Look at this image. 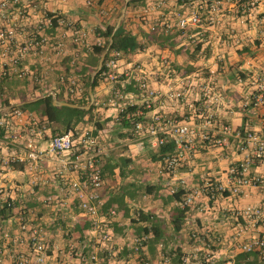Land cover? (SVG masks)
<instances>
[{"label":"crops","instance_id":"crops-1","mask_svg":"<svg viewBox=\"0 0 264 264\" xmlns=\"http://www.w3.org/2000/svg\"><path fill=\"white\" fill-rule=\"evenodd\" d=\"M7 1L6 6H0V24L13 28V40L0 46V118L10 108H20L21 103L48 92L60 101L68 89L88 94L83 60L89 45L99 41L95 29L112 22L118 0ZM197 2L132 0L126 10L125 27L140 46L119 53L117 63L118 69H129L130 75L115 81L100 78L91 88L92 99L88 94V102L82 105L87 108L92 103L91 110L75 125V131L90 129L102 149L98 189L102 202L96 215L80 209L71 190L77 173L70 160L76 151L45 153L28 161L23 158L27 132L18 125V146H0V159L10 154L23 158L0 165V264H16L15 255L31 259L32 231L45 245L46 255L42 262L29 264H182V258L192 264H235L239 243L249 235H264V214L237 238L234 233L246 219L231 215L250 204L260 205L264 213V189L245 186L240 192L227 189L208 196L203 188L204 177L225 181L229 166L243 157L235 138L225 146L210 147L200 142L196 132L193 151L176 169V176L184 179V193L195 191L192 201L180 211L178 201L167 191L169 185H176L175 177L162 169L157 145H152L146 134H132L133 123L119 121L120 110L129 100L141 102L135 80L138 66L150 72L147 86L159 92L169 86L178 88V79L185 82V91L177 100L159 95L150 99L158 113L198 122L192 117L193 107L201 101L194 99L206 78L224 97L210 106L217 118L233 128L247 124L264 130V107L243 108L241 104L244 95L254 89V75L264 70V0L249 7L239 6L237 0H221L214 20L203 18L196 26L177 29V14L191 10ZM45 13L55 17V24L38 31L36 42L20 54L16 66L8 64L7 58L16 54ZM166 22L170 26L164 29ZM164 59H168L167 65ZM17 69L26 71L18 76ZM21 109L43 126L36 144L44 148L41 142L51 135L50 125L35 110ZM150 113L143 110L141 119L148 120ZM15 122L12 119L11 123ZM250 169L261 171L264 164ZM6 198L12 200L9 207L3 206ZM144 227H150L148 236L153 233L159 238L134 251L133 238ZM102 232L107 233L106 239L101 238ZM202 238L214 245L208 248ZM207 251L211 260L206 258ZM90 253H95V262L80 259ZM257 255L248 259L249 264H264Z\"/></svg>","mask_w":264,"mask_h":264},{"label":"built area","instance_id":"built-area-1","mask_svg":"<svg viewBox=\"0 0 264 264\" xmlns=\"http://www.w3.org/2000/svg\"><path fill=\"white\" fill-rule=\"evenodd\" d=\"M11 1L15 2V0ZM237 1L241 3L239 6L249 7L254 6L256 0ZM7 3V0H0V6H6ZM220 5L221 0H199L191 10L177 14L175 26L177 29L183 30L190 25H198L203 18L214 20ZM52 17L49 13L43 14L27 40L18 46L16 54H12L7 58L6 62L8 64L16 66L20 54L27 52L36 42L38 31L51 25ZM164 26V29H167L170 25L166 22ZM12 40L13 28L0 24V46H7ZM118 54V52H114V56L106 60L105 68L101 71L103 79L112 81L123 79L130 75L129 69H118ZM163 62L166 65L169 63L168 59H164ZM136 70L138 71L135 76L136 88L141 97V102L135 104L129 100L125 106H133L135 104L134 114L136 115H142L145 109L151 110V113L148 120L138 119L133 122L132 134H146L150 138V143L155 146L168 141L172 143V151L161 155L162 169L169 176L175 177L176 180V185L171 184L168 186L167 191L169 193L176 192L179 188L182 190L185 188L184 179L176 176V169L189 156L190 152L193 151L196 132L200 142L210 147L225 146L229 143L230 138H235L237 149L244 154L235 164L229 166L225 181L213 180L209 177L203 178V188L208 196L222 193L227 189L231 192H240L241 188L245 186L264 189V169L256 172H251L250 169L251 166L256 164H264V130L251 127L247 124L233 128L226 121L217 118L211 111L210 106L211 104L220 103L224 97L214 87L211 79H203V83L200 85V92L194 99L198 102L201 101L197 106L193 107L195 109L193 110L192 117L198 119V122L189 123L187 118L179 121L175 117L158 113L152 108L150 102L152 97H158V95L168 99L177 100V98H181L185 91L183 79L176 81L179 86L178 88L169 86L165 91L159 92L147 86L151 75L149 71L141 70L138 66H136ZM25 71V69H17L16 74L22 76ZM211 71L209 70L208 72L211 73ZM238 81H242L241 77H238ZM253 82L255 85L253 91L246 93L241 102L243 108L256 109L259 106L264 107V70L254 75ZM114 93L118 94V89H115ZM129 115L130 113H126V116ZM12 119H15L17 123H11ZM17 125L21 127V130H26L27 132V136L23 142L25 147L23 158L28 161H36L45 153L57 154L76 151L73 159L70 160L71 169L77 173L75 179L70 183L71 190L78 197V207L88 214L96 215L97 207L102 202L98 192L102 182L99 166V154L102 149L97 144L96 138L90 129L82 128L74 132L66 130L61 133H54L48 137L45 147L39 148L36 144V138L41 134L43 126L39 127L36 119L21 108L12 107L4 118H0V146H18L20 130H17ZM23 158L16 154H10L8 157L0 159V165L6 166ZM28 167L30 168V165ZM194 193L195 191L183 193L178 201L180 207H185V205L189 204L192 201ZM11 204V198H6L5 205L9 207ZM263 214L262 207L257 204L246 205L240 211L231 212V215L235 218L242 215L246 219L244 224L239 225V228L234 233V237L237 238L240 234L246 232ZM20 227L24 228L25 226L23 223H20ZM147 237L148 233H141L133 238L134 251L144 245ZM101 238L106 239L107 233L102 232ZM30 240L32 252L29 256L31 259L26 255H15L14 261L16 264L38 263L44 260L46 255L45 245L34 231L30 234ZM201 240L203 244L210 248L209 241L203 238ZM238 247L241 251L255 250L259 257L264 260V235H249L239 243ZM209 253V251L205 253L206 258H209L207 255ZM80 259L95 262L96 255L95 253H90L87 257L80 255ZM209 259L206 261L209 262ZM163 260L165 261V258ZM181 261L182 264H192L187 258H182ZM210 263H213V260Z\"/></svg>","mask_w":264,"mask_h":264},{"label":"trees","instance_id":"trees-1","mask_svg":"<svg viewBox=\"0 0 264 264\" xmlns=\"http://www.w3.org/2000/svg\"><path fill=\"white\" fill-rule=\"evenodd\" d=\"M122 2L123 0H121V4ZM131 2L132 0H127L123 19L113 32L112 27L121 6H117L116 11L113 14L112 22L105 24L102 28L97 27L95 29V36L99 39V41L93 42L89 45V54H87V56H85L83 60L86 64L82 69V72H85L84 81L86 85L90 84L92 89L100 78L103 79L101 76V71L105 68L106 60L114 56V52L124 54L133 51L140 46V43L138 42L136 36L128 28L125 27L124 23L126 10L128 6H130ZM54 24L55 17H52V25ZM109 38L111 39L110 41ZM101 54H103V59L100 68L97 70V72L93 76V79L90 81V72L96 67L97 60ZM67 93L68 94L65 97H61V100L70 103H76L78 105H85L88 102V94L86 90L81 92L80 95L75 94L72 90L69 89ZM19 107L32 109L42 114L44 120L50 125L52 135L54 133H61L66 130H71L74 132L75 125L85 119L84 116L91 110L92 103H90L87 108L52 104L51 96L48 94L38 97L29 102H23L19 105ZM134 108L135 104L133 106H125L120 111L119 121L121 123H133L134 121L141 119L140 115L134 114ZM126 113H130V115L126 116ZM172 147L173 145L170 141L158 145L156 148L158 159H161V155L171 152ZM106 170H108L107 167L105 168V171ZM183 193L184 190L179 188L176 192L170 193V196L179 201ZM222 193L225 192L223 191ZM3 206H5V204ZM184 208L185 207H181L180 211H183ZM149 230L150 227H144V231L142 233H148ZM158 238L159 237L156 234L152 233L147 237L144 244L147 241H149L150 244H153L158 240ZM139 248L140 247H138L137 249ZM252 255H257V251L253 250L237 252L235 254V264H249L248 259H250Z\"/></svg>","mask_w":264,"mask_h":264},{"label":"water","instance_id":"water-1","mask_svg":"<svg viewBox=\"0 0 264 264\" xmlns=\"http://www.w3.org/2000/svg\"><path fill=\"white\" fill-rule=\"evenodd\" d=\"M126 3H127V0H123L122 6L120 7L119 13H118V15L116 16V19H115L114 25H113V27H112V32L118 27L119 23H120L121 20L123 19L124 11H125V7H126ZM110 40H111V39L109 38V41H110ZM102 59H103V54L99 57L98 62H97V65H96V68L93 70V72H92L91 75H90V80L93 79L94 74H95V73L97 72V70L100 68V65H101ZM47 94H49V95L51 96L52 104H59V105H69V106L84 107V106H82V105H77V104H75V103H70V102H67V101H60V100H57L53 92H48ZM88 94H89L90 99H92V93H91V86H90V85H89V87H88Z\"/></svg>","mask_w":264,"mask_h":264},{"label":"rangeland","instance_id":"rangeland-1","mask_svg":"<svg viewBox=\"0 0 264 264\" xmlns=\"http://www.w3.org/2000/svg\"><path fill=\"white\" fill-rule=\"evenodd\" d=\"M118 3H119V5L118 6H121L122 4H121V0H118ZM121 4V5H120ZM6 95H8V94H6ZM37 112V114H39V112L38 111H36ZM41 144L43 145V147L46 145V141H42L41 142ZM235 242H237L236 240H235ZM210 243V247L211 246H213L214 245V242L212 243V241L211 242H209Z\"/></svg>","mask_w":264,"mask_h":264}]
</instances>
